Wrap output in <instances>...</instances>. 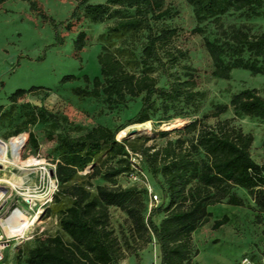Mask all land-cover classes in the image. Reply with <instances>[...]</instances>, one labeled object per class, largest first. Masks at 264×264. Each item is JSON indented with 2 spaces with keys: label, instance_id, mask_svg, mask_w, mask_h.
<instances>
[{
  "label": "rangeland",
  "instance_id": "rangeland-1",
  "mask_svg": "<svg viewBox=\"0 0 264 264\" xmlns=\"http://www.w3.org/2000/svg\"><path fill=\"white\" fill-rule=\"evenodd\" d=\"M38 2L57 23L69 19L78 5L77 0ZM164 8L168 9L169 14L151 19L152 30L156 35L166 29L173 33L168 39L157 43V50L169 72L174 74L172 79H193L200 95L189 104L177 102L168 112L162 108V100L157 98L149 127L132 124L122 128H128L126 134L119 135L122 129L118 132L119 139H128L126 149L130 164L127 171L109 180L103 172L89 176L90 169L87 167L60 184L56 179L51 181L48 175L45 176L40 167L51 165L56 171L60 160L59 135L76 137L99 125L117 130L143 104L144 94L128 96L125 101L116 104L109 102L103 94L82 96L75 93L76 87L92 88L94 77L101 75L98 55L104 47L116 53L129 71L138 74L147 71L155 76L159 86H167L169 79L158 62L149 60L147 65L143 64L148 29H116L122 16L133 14L135 8L112 6L103 20L94 22L85 16V5H81V14L72 18L70 29L66 28V24L56 29L40 11L31 8L29 1L7 0L0 3V139L9 141L17 132L25 133L28 139L23 146L22 159L37 157L44 162V165L29 167L19 165L21 168L13 164H0V178L4 179L0 181L2 217H6L17 205H25L24 199L30 194L36 197L34 210L43 208L34 229L12 240L3 264H27V249L37 243L38 236L46 237L60 228L59 212L72 203L71 196L65 192L75 183L87 186L91 183L93 191L98 185L137 187L146 204V216L152 210L159 209L161 202H154L152 193L164 197V178L161 174L158 178L152 175L141 149L164 146L169 139H176L180 135L173 131L175 128L183 127L205 114H210L206 119L208 124H215L219 119L234 118L235 124L244 132L253 134L252 157L264 163V120L236 115L230 105L232 96L246 88H256L264 96V74L236 68L229 78L217 77L206 39L213 40L220 35L218 25L209 23L204 31H197L205 23L198 22L194 7L187 0H164ZM255 11H262V8H231L222 15L220 23L225 29L234 25L243 27L250 34H262L264 15ZM80 31H85L88 36L84 49L77 53L74 41ZM58 34L62 42H59ZM66 74H74L77 79L62 83L61 79ZM85 75L89 76L90 82L84 79ZM32 86H42V89L28 92L16 101L10 99L18 88L29 89ZM35 105L46 108L50 121L31 122L30 114ZM220 105H227L225 111L219 116L212 115ZM186 112L189 115L183 117ZM162 131L171 133L164 135ZM32 135L36 142L32 140ZM9 155H12L11 151ZM107 157L108 152L103 150L95 160L103 171L114 162H107ZM233 191L243 199V204L234 205L225 198L208 207L210 215L207 221L193 232V245L197 253L193 256L192 264H264V211L248 189L236 186ZM47 198L49 201L45 202ZM167 203L168 200L165 206ZM109 213L111 227L123 245L121 264L161 263L160 246L153 234L147 241L135 230L128 213L118 206H110ZM165 215V211L155 212L153 220L160 224ZM221 219H227V222L216 227V221Z\"/></svg>",
  "mask_w": 264,
  "mask_h": 264
},
{
  "label": "trees",
  "instance_id": "trees-1",
  "mask_svg": "<svg viewBox=\"0 0 264 264\" xmlns=\"http://www.w3.org/2000/svg\"><path fill=\"white\" fill-rule=\"evenodd\" d=\"M7 0H0V3ZM29 1L33 10L40 11L57 29L66 24L72 27V18L80 16V6L85 5V16L94 22L104 19L112 6L135 8V12L123 15L119 30L146 28L148 41L144 48L143 64L156 61L168 77L167 86H159L155 76L147 71L141 74L129 71L116 53L107 47L98 55L101 75L93 79V87H76L75 93L82 96L105 95L112 103H121L128 96L143 95V104L139 111L126 124L112 130L103 125L94 127L86 134L72 137L59 135L58 149L60 160L57 163L56 177L60 184L67 182L80 171L89 170V176L103 172L106 179H113L128 170L130 164L126 147L128 139H119L118 132L132 124L144 123L152 119L157 98L165 112L176 106L177 102L190 103L200 95L193 79L182 80L175 77L166 67V62L157 50V43L164 41L173 33L163 30L156 35L151 27V19L169 14L164 8V0H107L104 3H90V0H77L72 16L57 23L40 7L38 0ZM193 7L204 31L209 23H216L221 30L215 39H206V46L214 64V74L220 78H229L236 68L250 70L254 74H264V33L250 34L243 27L231 26L225 29L220 23L221 17L231 8H255L264 15V0H187ZM59 42L63 39L57 35ZM87 33L80 31L74 41L77 53L81 52L87 41ZM77 79L74 74H66L61 79L66 83ZM90 82L88 75L84 76ZM42 86L29 89L18 88L10 99L18 100L26 93L40 90ZM236 115H248L264 120V96L256 88H246L235 93L230 101ZM2 106H0L1 109ZM227 105H220L212 115L219 116ZM186 112L183 117L188 116ZM210 114L196 118L183 127L173 131L180 135L169 139L161 147H142L141 155L149 171L155 178L161 174L164 178L163 194L159 209L152 210L146 216V204L137 187H110L98 185L96 191L85 184L75 183L66 190L72 203L59 212L60 228L46 237L38 236L37 243L27 249V264H121L124 257L121 239L111 227L110 206L125 210L135 230L148 241L153 234L161 251L160 264H192L197 253L193 245V232L207 221L208 207L227 198L234 205L243 204L233 189L244 187L254 196L264 211V163L257 162L251 154L254 142L252 133H246L235 124L234 118L219 119L208 124ZM32 123L48 122L51 117L44 106L35 105L30 114ZM21 131L15 134L18 135ZM168 135L171 131H162ZM32 140L35 137L32 135ZM108 152L107 162L114 160L103 171L95 163L99 154ZM54 195V198H56ZM168 200L165 206V201ZM165 211L160 224L153 220L155 212ZM227 219L216 221L218 227ZM37 239V238H36ZM35 239V240H36Z\"/></svg>",
  "mask_w": 264,
  "mask_h": 264
},
{
  "label": "built area",
  "instance_id": "built-area-1",
  "mask_svg": "<svg viewBox=\"0 0 264 264\" xmlns=\"http://www.w3.org/2000/svg\"><path fill=\"white\" fill-rule=\"evenodd\" d=\"M21 134H19V135H21ZM19 135H17V136H19ZM26 141H27V137L23 143V146L25 145ZM39 161H40V163L38 165H44V162L41 159H39ZM40 167L44 170L45 176L48 175V177L50 178L51 181H55V179L58 181V179L56 177V171L53 168V166L45 165V166H40ZM51 171H54V175L52 174ZM152 194H153V201L154 202H160L162 200L161 197L157 193H152ZM35 198L36 197L33 194H30L29 197L24 199L25 205H17L16 207H14L12 212H10L6 217H2L1 208H0V264H3L5 261L6 251L10 247L12 240L19 235L23 237V236L29 234L34 229V227L37 225L38 221H40V218H41L40 216H41V213L43 212V208L34 210L33 207L36 205V199ZM47 201H49V198H47L45 200V202H47ZM26 205H28V206H26ZM17 212L24 214L30 220V224H28L27 227H25L21 233L14 235L15 233H11V231L14 228V221L11 220L8 223H7V221H5V223H6L5 224L3 222V219H5V220L11 219V218H13L14 214ZM248 264H250V263H248Z\"/></svg>",
  "mask_w": 264,
  "mask_h": 264
},
{
  "label": "bare ground",
  "instance_id": "bare-ground-1",
  "mask_svg": "<svg viewBox=\"0 0 264 264\" xmlns=\"http://www.w3.org/2000/svg\"><path fill=\"white\" fill-rule=\"evenodd\" d=\"M135 125H145L146 127H149L150 121H146L144 123H139ZM167 127H170V126H167ZM127 130L128 128L122 129L119 135L121 136V135L126 134V132H128ZM26 137L27 136L22 133L19 136H15L11 138L9 141L0 139V164H13L15 166L21 165V166L29 167V166L38 165L40 163L39 158L37 157H32L27 160L22 159L21 154H22V151H24L23 143L26 140ZM9 151H11V154H12L11 156L9 155ZM1 180H4V179L0 178V181ZM6 180L10 183L15 184V182H13L12 180H8V179ZM11 220L14 221V228L11 231V233H15L14 235L21 233L24 230V228L27 227L28 224H30V220L24 214L18 213V212L15 213L13 218L9 220L3 219V222L5 223V221H7L8 223Z\"/></svg>",
  "mask_w": 264,
  "mask_h": 264
},
{
  "label": "water",
  "instance_id": "water-1",
  "mask_svg": "<svg viewBox=\"0 0 264 264\" xmlns=\"http://www.w3.org/2000/svg\"><path fill=\"white\" fill-rule=\"evenodd\" d=\"M52 172V174L54 175V171H51Z\"/></svg>",
  "mask_w": 264,
  "mask_h": 264
}]
</instances>
